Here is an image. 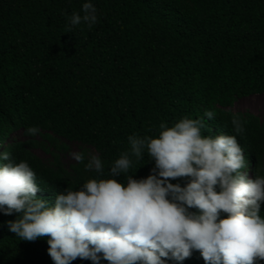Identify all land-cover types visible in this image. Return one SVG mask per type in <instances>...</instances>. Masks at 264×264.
<instances>
[{
    "label": "trees",
    "instance_id": "obj_1",
    "mask_svg": "<svg viewBox=\"0 0 264 264\" xmlns=\"http://www.w3.org/2000/svg\"><path fill=\"white\" fill-rule=\"evenodd\" d=\"M92 2L98 23L89 29L69 24L82 0H0V146L36 171L37 196L51 204L68 186L109 178L110 164L129 149L128 135L156 136L161 122L207 110L216 117H204L205 134H234L231 118L240 116L244 132L236 138L248 169L264 174V119L233 110L240 99L264 94V0ZM32 126L35 136L26 133ZM72 143L102 157V177L64 162ZM148 159L146 152L133 158L128 174L147 177ZM171 182L183 186L187 178ZM16 215L0 214V264H53L46 236L26 241L7 230ZM167 264L205 261L194 250Z\"/></svg>",
    "mask_w": 264,
    "mask_h": 264
},
{
    "label": "clouds",
    "instance_id": "obj_2",
    "mask_svg": "<svg viewBox=\"0 0 264 264\" xmlns=\"http://www.w3.org/2000/svg\"><path fill=\"white\" fill-rule=\"evenodd\" d=\"M97 23L92 0H82L69 17L71 26L90 29ZM205 116L216 117L207 110L203 117H181L171 126L161 122L156 136L128 135L129 149L110 164L109 178L88 179L78 190L68 186L51 204L37 196L41 189L30 164L16 162L0 146V214H17L5 222L7 230L26 241L46 236L53 264L77 258L92 264L102 259L108 264H167L184 261L194 250L205 264L264 260V174L247 171L236 138L244 122L233 115L234 134H205ZM38 132L34 126L26 129L31 136ZM145 152L154 166L147 177L133 178L128 174L133 158L141 160ZM70 156L85 171L104 175L97 152L81 149ZM176 178L187 182L172 183Z\"/></svg>",
    "mask_w": 264,
    "mask_h": 264
},
{
    "label": "rangeland",
    "instance_id": "obj_3",
    "mask_svg": "<svg viewBox=\"0 0 264 264\" xmlns=\"http://www.w3.org/2000/svg\"><path fill=\"white\" fill-rule=\"evenodd\" d=\"M233 110L234 111H250L260 116L262 119H264V94H260V95L256 94L250 97L240 99L239 101L236 102ZM16 135L21 136L20 133H17ZM14 138H17V137H14ZM12 140L9 139L10 141L9 143H11ZM73 151H78V146L76 143H72L70 145V152L63 157V160L65 163L68 164V163L74 162V160L70 156V153ZM36 153L44 159L50 158V156L46 154L45 152H43L42 150H37Z\"/></svg>",
    "mask_w": 264,
    "mask_h": 264
}]
</instances>
